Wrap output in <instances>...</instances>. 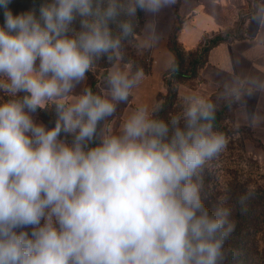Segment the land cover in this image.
Wrapping results in <instances>:
<instances>
[{
  "label": "clouds",
  "instance_id": "9594fccd",
  "mask_svg": "<svg viewBox=\"0 0 264 264\" xmlns=\"http://www.w3.org/2000/svg\"><path fill=\"white\" fill-rule=\"evenodd\" d=\"M11 3L0 0V264H238L234 214L251 191L234 197L217 176L209 206L205 174L229 142L215 105L191 93L168 119L140 104L109 123L144 79L121 66L123 41L140 14L158 40L177 0ZM101 59L100 92H77Z\"/></svg>",
  "mask_w": 264,
  "mask_h": 264
},
{
  "label": "crops",
  "instance_id": "0c3cea01",
  "mask_svg": "<svg viewBox=\"0 0 264 264\" xmlns=\"http://www.w3.org/2000/svg\"><path fill=\"white\" fill-rule=\"evenodd\" d=\"M178 17L181 20L178 40L187 51L196 50L206 39L215 36L227 38L209 49L195 85L179 84L178 96L184 98L195 93L208 99L219 91L235 93L233 89H239L233 120L238 127L252 132L253 138L246 146L264 165V0H177L174 7L165 9L158 16L159 39L151 42L145 32L149 18L144 16L137 39L153 53V62L147 69L142 68L143 81L133 89L128 103L118 106L116 116L109 123L116 129L138 105L152 106L161 102L165 90L163 77L175 61L167 36ZM120 64L130 63L121 60ZM87 83L88 78L76 91L80 92ZM102 87L103 81L100 90ZM248 91L253 94L248 96ZM252 116L256 118L255 122L250 119Z\"/></svg>",
  "mask_w": 264,
  "mask_h": 264
},
{
  "label": "rangeland",
  "instance_id": "374dc122",
  "mask_svg": "<svg viewBox=\"0 0 264 264\" xmlns=\"http://www.w3.org/2000/svg\"><path fill=\"white\" fill-rule=\"evenodd\" d=\"M181 20L178 17L177 22L170 29L167 42L170 46H176V35L180 27ZM144 24V16L140 14L135 21L134 34L128 39L123 41V61L129 62L133 70L137 68H148V64L153 62V53L147 49V46H142L137 39V34L141 32L142 25ZM189 59L186 61V65L183 68L185 72L189 71ZM105 64L106 66H103ZM110 64L107 60L97 62L96 66L90 71L94 78L100 83L103 81L105 75L108 72V66ZM199 80V67L195 70V76L187 79L186 82L191 85H195ZM164 86V80H163ZM165 89V88H164ZM165 92V90H164ZM174 94L172 99H167L162 96L160 103L163 104L164 108L161 112V116L164 119H168L170 115L176 114L182 110L183 98L179 97L176 93V88L173 91ZM2 95V94H0ZM210 102L215 105L216 108V130L223 131L228 137V145L226 149L221 153L218 160L212 162L210 172L212 173V180L210 185L215 195H219L216 189V177L227 181L229 184L234 183L238 185H245L246 189L254 191L255 194H259L264 201V165L250 153L246 146L249 139L253 138V134L249 129L238 127L233 120V109L234 106L239 102L235 93L228 91H219L210 98ZM174 101L172 106L165 105V103ZM163 113V114H162ZM39 119L40 114H39ZM42 120V119H41ZM259 249L264 250V238L261 235L259 239Z\"/></svg>",
  "mask_w": 264,
  "mask_h": 264
},
{
  "label": "trees",
  "instance_id": "16d2710c",
  "mask_svg": "<svg viewBox=\"0 0 264 264\" xmlns=\"http://www.w3.org/2000/svg\"><path fill=\"white\" fill-rule=\"evenodd\" d=\"M41 0H12L10 7L14 12L25 10L32 6L33 3L39 4ZM3 16L0 12V22H2ZM227 39L223 36H215L211 39H206L205 43L193 51H187L183 48L178 40V33L176 35V46H170V49L175 54V61L164 77V88L165 92L163 95L168 99H172L174 90L176 93L178 86L182 82H186L187 79L195 76V70L197 67L200 68L206 61V55L209 49L220 41ZM189 59V71L185 72L183 68L186 65V61ZM106 59H102L105 62ZM103 66H106L103 64ZM111 65L108 66V71ZM175 69V70H174ZM88 83L87 86H91L94 92H100V85L94 75L89 72L87 75ZM198 82V81H197ZM196 82V83H197ZM190 84V83H189ZM191 85V84H190ZM193 85V84H192ZM178 95V93H177ZM174 101L165 103V105L172 106ZM163 114V113H162ZM52 113L48 112L40 113V118L47 121L52 117ZM161 115V113H160ZM212 173L209 171L205 174V182L209 189L212 191V195L209 198V206L211 207L216 200L215 192L211 188L210 180H212ZM230 186L233 188L234 197L247 194L251 191L249 198L246 202V211L241 212L237 208L234 218L237 221L236 231L233 234V238L230 241L231 246L239 250L238 264H264V250L259 249V239L261 235L264 238V201L259 194H255L252 190H247L245 185H238L231 183Z\"/></svg>",
  "mask_w": 264,
  "mask_h": 264
}]
</instances>
